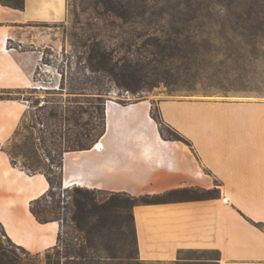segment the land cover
<instances>
[{
	"label": "crops",
	"instance_id": "obj_1",
	"mask_svg": "<svg viewBox=\"0 0 264 264\" xmlns=\"http://www.w3.org/2000/svg\"><path fill=\"white\" fill-rule=\"evenodd\" d=\"M64 2L59 19L57 0H24L23 9L0 0V93L33 86L37 53L23 47L38 42L36 24L65 19ZM158 108L155 119L148 100L108 103L104 135L91 149L64 154L62 184L134 197L216 188L217 198L135 206L140 258L264 264V101L178 97ZM25 109L0 100V222L16 245L42 253L58 244L60 225L40 223L30 206L50 184L14 167L3 151ZM161 126L180 139L163 136Z\"/></svg>",
	"mask_w": 264,
	"mask_h": 264
},
{
	"label": "rangeland",
	"instance_id": "obj_2",
	"mask_svg": "<svg viewBox=\"0 0 264 264\" xmlns=\"http://www.w3.org/2000/svg\"><path fill=\"white\" fill-rule=\"evenodd\" d=\"M101 1L67 0L65 19L36 24L40 31L37 45L27 43L23 47L37 53L38 65L33 86L12 93L10 99L26 106L16 130L3 146L14 167L29 175L46 177L45 173L52 170L60 176L58 165L64 151L71 145L78 148L79 141L93 144L97 139L102 125L101 103L106 108L109 101L126 105L148 100L157 118L159 103L178 97L264 101V37L255 35L256 24L247 31L244 22L248 15L264 16V0H110L111 4L122 5V17L106 11ZM147 1L155 7L141 19L139 15L146 10ZM189 12L202 17L193 25L183 26L178 17ZM156 38L170 40L156 48L152 45ZM150 51H156L155 58L163 64L160 82L152 87L145 83L148 79L142 83L130 80L128 69H123L133 55L147 56ZM100 52L110 55L114 68L117 64L115 72L120 78L124 76L123 80L129 81L135 91L96 71L100 68ZM99 90L106 91L103 102L97 100ZM71 117L74 119L69 121ZM87 133L92 140H86ZM165 135H169L167 129ZM29 158L40 160L44 172L34 174L29 170ZM51 159L55 160L54 165L50 164ZM62 186V190L78 187ZM109 198H116L117 204L125 206L131 195L101 194V199ZM61 232L64 240L76 241V237H81L72 226L60 227ZM121 236L122 232L116 230L111 239L118 244ZM50 249L31 253L19 248L0 222L1 254L17 257L22 264H48L49 259L56 258ZM132 249L135 246L128 247L127 252ZM136 250V258L125 260L124 264H175L145 262L137 247Z\"/></svg>",
	"mask_w": 264,
	"mask_h": 264
},
{
	"label": "trees",
	"instance_id": "obj_3",
	"mask_svg": "<svg viewBox=\"0 0 264 264\" xmlns=\"http://www.w3.org/2000/svg\"><path fill=\"white\" fill-rule=\"evenodd\" d=\"M6 5L13 6L17 9L24 8V0H1ZM110 0H103L101 4L106 9V11L111 12L117 17H122V5L111 4ZM150 1V0H149ZM155 6L152 2H148L145 5L146 10L143 14H140L141 19H145L146 15L150 13ZM191 8V5L188 6ZM135 8V6L133 7ZM153 14V13H152ZM135 16L134 18H136ZM198 13L189 12L182 14L178 17L180 23L184 25H193L195 21L200 19ZM175 22V21H174ZM247 25V31L252 29V26L256 24L257 32L255 30L253 33L257 36L264 37V16L258 15H248L244 20ZM252 31V30H251ZM246 35V34H241ZM169 39L163 41L162 39H154L152 44L156 48H160L161 42H167ZM101 53V52H100ZM158 53L156 51H150L147 56L143 55H133L129 62L125 64L123 69H128V76L130 80H136L137 83H142L144 79H148L145 82L148 86L152 87L160 82V65L155 56ZM154 57V58H153ZM101 61L100 68H98L101 75H110L113 81L118 82L121 86L127 88L128 90L135 91V88L131 86L129 81L123 80L124 76L115 72L117 69L112 65L111 57L107 52H102L100 54ZM21 93V90L14 91H2L0 94V99H11L12 93ZM105 90H99L96 93L98 96L97 100L103 102V96L105 95ZM72 94V93H71ZM85 94V93H84ZM7 98H4V97ZM102 104V103H101ZM100 104L99 118L102 122L100 129H98L97 139L93 144L78 142V148L71 145L69 149L64 151V154L72 151H82L88 150L95 145V143L104 135L105 133V120H106V108L104 105ZM74 118H69L73 120ZM155 119H158V117ZM165 129L168 130L169 135H165ZM161 132L163 136L168 139H180V136L174 132L172 129L161 126ZM91 134H86V140H92ZM63 159L64 155L60 159L59 167L61 169V175L58 176L52 170L47 171L46 177L50 184L49 190L44 193L39 198L31 202L30 210L35 218L42 224L57 222L60 224L61 228L72 226L81 237H76L74 240H64L63 233H59L58 244L50 250H54L56 258L49 259L48 264H124L125 260H130L136 258L135 251L137 253L136 247L138 249V240L135 227V219L132 212H121L124 210H130L137 205L142 204H159L165 202L179 201L184 199H195L202 200L208 198H217L220 196L218 189L211 190H201V189H182L171 191L162 195H145L141 197L131 196L130 200L125 206L116 203V198H109L106 200L101 199V194L104 191H96L82 187H75L72 190H62V169H63ZM51 165L55 164V160L51 159ZM26 167L36 172H44V167L40 160L32 161L30 158L26 163ZM67 193V196L64 195ZM115 195L116 193H110ZM119 194V193H117ZM63 196V197H62ZM69 196V198H68ZM140 200V201H139ZM140 202V203H138ZM120 218V219H119ZM116 230L122 232V236L118 240V244L113 241L112 233ZM135 246V249L127 252L128 247ZM19 248L24 249L19 246ZM135 250V251H134ZM139 252V249H138ZM134 254V255H133ZM0 264H22L21 259L17 257L11 258L8 254L0 253Z\"/></svg>",
	"mask_w": 264,
	"mask_h": 264
},
{
	"label": "bare ground",
	"instance_id": "obj_4",
	"mask_svg": "<svg viewBox=\"0 0 264 264\" xmlns=\"http://www.w3.org/2000/svg\"><path fill=\"white\" fill-rule=\"evenodd\" d=\"M55 11H56L57 17L59 19L64 18V16H65V2H64V0H57V5L55 6ZM112 102L113 101H109V103H112ZM96 147H97V149L102 148L101 144H97ZM66 184H67L66 186L70 187V188L78 185V183H76V182H67Z\"/></svg>",
	"mask_w": 264,
	"mask_h": 264
}]
</instances>
